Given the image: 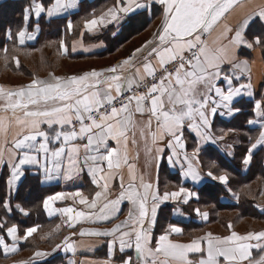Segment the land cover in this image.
Masks as SVG:
<instances>
[{
  "label": "snow or ice",
  "instance_id": "6c2138e0",
  "mask_svg": "<svg viewBox=\"0 0 264 264\" xmlns=\"http://www.w3.org/2000/svg\"><path fill=\"white\" fill-rule=\"evenodd\" d=\"M118 3L119 7L114 6L99 17L87 20L84 28L93 32L97 27L118 21L121 14L150 12L154 4H159L163 23L158 30V40L149 41L151 47L145 45L148 51L139 65L134 58L143 49H137L122 65L108 69V75L97 71L68 78L53 75L50 81L34 78L17 91L0 88V111L5 114L0 116V134L6 138L10 125L14 122L17 126L9 153V183L19 179L24 165L42 170L46 180L71 181L87 169L98 189L91 200L78 190L53 194L43 201L49 214L57 211L52 207L54 202L68 197L78 198L80 204L95 210L90 214L76 211L72 219L77 221L92 219V216L105 222L118 219L119 205L127 200L132 206L128 220L111 229L87 233L110 238L109 259L105 264H113L117 248L124 254L120 264H264V231L242 235L233 230L224 237L208 233L189 243H178L170 237L182 235V228L169 225L153 246L152 229L157 224L159 205L167 201L190 205L193 199H199L198 193L183 186L160 193L158 184L154 190L153 184L143 182L142 178L137 187L136 177L132 175L125 188L121 176V191L115 199L109 198L114 173L124 165L132 167L128 164L127 151L130 139L136 144L137 127L141 137H151L154 149H147L149 154L154 150L157 160L166 158L171 166L180 167L185 178L195 183L201 181L195 165L199 163L201 142H215L211 136V118L239 112L233 102L242 95V89H249L243 94L252 96L250 83L239 87L233 84L234 80H240V73L247 65V61L238 62L236 52L241 47L264 48V4L246 11L234 28H226L231 34L227 37L228 43L217 46L215 42L209 45L203 37L210 35L241 0H118ZM75 7L77 0H54L51 6H45L43 0H32L23 10L22 23L16 33L8 28L5 36L23 45L26 39L34 38L28 34V22L33 17L38 22L42 14L52 17ZM257 23L261 32L253 33L249 39L250 29ZM68 28L71 30V22ZM254 111L255 117L247 123L259 124L260 130L242 160L244 165L250 164L254 149L264 147V103L257 101ZM137 114L142 123L135 119ZM186 130L197 138L191 155L186 147ZM3 163L4 153L0 151V165ZM207 176L225 187L229 185L226 172L217 175L209 170ZM3 207L10 216L11 205L5 202ZM16 207L22 215L29 214L19 205ZM59 211L67 216L74 209L65 207ZM193 211L205 220L208 217V213L199 208ZM69 226L75 227V224ZM0 230H3L0 247L7 254L9 246L5 236L12 239L11 251L15 252V243L32 237L37 227L25 228L21 236L19 224L9 225L8 218H0ZM79 234L86 233L80 231ZM70 239L65 237L64 249L74 253ZM128 249L134 251L135 258L132 252H126ZM253 249L258 253L255 257ZM47 255L49 253L40 251L34 254L35 257Z\"/></svg>",
  "mask_w": 264,
  "mask_h": 264
},
{
  "label": "crops",
  "instance_id": "0c3cea01",
  "mask_svg": "<svg viewBox=\"0 0 264 264\" xmlns=\"http://www.w3.org/2000/svg\"><path fill=\"white\" fill-rule=\"evenodd\" d=\"M2 1L5 0H0V2ZM26 1H28L26 7L32 3V0ZM94 1L96 0H77V7L71 8L67 12L61 13L59 15H53L52 17H48L47 15L42 14L38 22L36 21L35 17H33L28 22V34L33 36L34 38L26 39L23 45H20L17 41L18 46H27L35 43L40 34L41 19H44L47 22L65 19L68 29L67 33L69 36H71L74 23L76 24V22L81 19V14L79 13L83 5H87V3H93ZM53 2L54 0H43L45 6H51ZM94 4L93 6L90 5L92 8L88 12L84 13V19L81 20L82 30L80 34L78 36H73L68 46L62 40L61 43H63L64 47L62 48L60 43V50L56 53V57L58 58H62V56L67 55V53H70V55H73L74 57L82 56L79 60H76V58H74V60H76V63H74V61L71 63L74 70L72 69L68 74L60 72L56 73L55 71H53L47 73L43 77H39L36 79L50 81L53 75L61 78H68L72 76H81L92 71L103 72L105 73V75H108V69L118 65H122L123 62L130 56H132V54L136 52L137 49H143V51L141 53H137L136 57L134 58L135 63L139 65L144 55H146L148 47H151L148 42L158 40V30L161 29L163 23L162 8L159 4H154L150 12L145 11L142 14L134 12L127 16L121 14V19H119L118 21H113L112 23H109L104 27H97L93 32H89L84 28V23L87 20L93 18V16L99 17L108 9L113 8L114 6L119 7L118 0H97ZM260 4H264V0H250V2L249 0H241L240 5L230 13L226 14V16L221 19L215 30L210 35L205 34L203 39L209 45H213V42H215L217 46L220 44H227V37L231 34L226 32V28H234L240 22L246 11ZM73 17H77L75 21L73 20ZM69 22H71L72 24L71 30H69L68 28ZM37 23L39 25L38 27ZM260 32L261 27L260 24L257 23L250 29L249 39H251L253 33L259 34ZM85 35L88 38H93V40L87 41L85 39ZM145 45H148V47H145ZM236 57L238 62L247 61V65L244 67L243 72L240 73V80H234L233 84L234 86L239 87L240 84L250 83V91L252 92V96L243 94L249 91V89H242V95L234 100L233 106L236 108L235 105L237 103L243 101L248 102L250 105H252L251 118H254L255 103L257 101H261L262 103H264V58L262 55V47L254 46L252 49L241 47L237 50ZM225 67H227V65ZM28 84L30 83H27L23 87L27 86ZM21 88L22 87H20L19 89ZM19 89H16L14 91H17ZM239 113L240 111L234 112L232 115H228L226 113L223 116L217 114L215 117L211 118V136L215 142H213L212 140H209L207 143L201 142L199 163L195 165L196 169L202 176V179L199 183L193 182L190 178H185L180 167L171 166L166 158L163 160H157L156 152L154 150L151 152V154H149L147 149H154V146L151 142V137L150 135L147 139L141 137L139 134L140 129L139 127H137L136 144H132L130 139L127 151L128 164L132 167L130 169L128 165H124L114 173L115 179L110 182L111 195L109 198L115 199L121 191V176L123 177L124 186L125 188H127L131 176L134 175L136 177L137 187H139L142 178L143 182L152 183L154 190L158 184L160 193L176 191L181 186L198 193V189L205 184H218L229 193V198L222 197L220 199V202H231V199H235L234 202H231V204H237L236 197H234L236 194L234 195L233 193V196H231V189L229 188V186L225 187L218 181L212 180L207 176V172L211 170L214 174H223L224 172L220 171L219 169L223 170L225 169L226 165H231V160L233 159L235 151L233 149V146L231 145V129L225 128L224 122L231 121V119ZM4 115L5 114L0 111V116ZM135 119L140 123L143 122L139 117V114L136 115ZM248 126L250 128L256 129L259 134V124H248ZM154 127L155 124L153 123V128ZM16 133L17 126L13 122L10 125L6 138L2 134H0V151L4 153L5 161V163L0 165V218H8L9 225L13 223L18 224L14 220L15 217H18L21 222H25V219L30 220L26 221V226L19 224L20 235L22 236L24 234V229L27 227H37V231L33 234L32 237L36 235L37 243L40 246L45 247L46 249H44L45 251L33 249L32 253H30L28 256L26 255L24 260L7 263L14 259L16 260L17 256H19V253L22 250V245L26 240L21 239L16 242L15 247L17 248V251L13 252L11 251L13 241L11 238L5 236V241L9 247L7 250V254L5 253V249L3 247H0V251L2 252L4 258L3 262L5 261V263L7 264H41L47 261H50V264H105V261L109 259L108 241L110 240V238L92 236L88 235L87 233L92 231H103L106 229H111L115 226V224H119L122 221L128 220V212L132 207L130 203L127 200H124L119 205L120 212L118 219L107 222L96 220L95 216H92V219L81 218L78 221L73 220L72 216H74L76 211H83L86 214H90L95 210H91L86 205L80 204L78 202V198H75L74 200V198L72 197L54 202L52 207L57 211L49 214L43 206V201L48 196L61 192L72 193L79 190L82 191L83 194L89 198V200H91L94 197L95 191H97L98 189L93 185L87 169H85L79 177L71 181H67L64 179L46 180L42 170L38 171L37 168L32 165H24L22 168L23 174L20 175L19 179L14 180L10 184L9 181L11 179V168L8 161L10 158L9 153L12 150V142L16 136ZM185 136L187 138V151L189 155H191L193 148L196 146L197 138L195 137V134L190 133L187 130L185 131ZM220 137H223V139H220ZM112 143L113 146H115L114 142ZM205 149H212L213 156L209 157L202 155ZM259 151L263 155L262 166L264 168V147H258L254 149L252 156L254 153ZM217 159H221L224 164H219ZM242 160L240 172L245 175L250 168L252 160L249 165H244L242 163ZM213 164H215V167H212ZM27 175H33L37 177L39 186L47 191L45 196L40 201L43 219L42 222L35 221L34 217L36 218L37 214H31V206L23 203L22 199L16 198L17 191ZM139 190L141 192L143 191L142 188H140ZM197 201L198 200L193 199L190 202V205L193 202ZM5 202L9 203L12 207V213L10 216L6 212V209L3 207V204ZM102 202L103 201H101V203ZM148 204L149 207H151L152 201L149 200ZM17 205L25 209L29 214L27 216L22 215L17 210ZM190 205H184L182 203L173 201L163 202L159 205L157 209V224L155 228L152 229L153 246L158 240V237L164 233L169 225H176L182 228V235L173 234L170 239H173L178 243H189L187 241L183 242L182 240H178V238H181L183 236V224H188L190 221H192V223H195L196 225H203L205 223H208L209 217H207V219L205 220L196 215L193 210L191 213L189 211ZM65 207H72L74 209V212L65 216L62 212L59 211L60 209ZM262 207L264 208V205ZM260 212L262 213L264 211L260 210ZM162 214L167 215V220L165 221V223L161 219ZM94 220L95 222H93ZM70 224H75V227H70ZM80 231H84L86 234L81 236L79 234ZM205 236L206 235H203L198 238ZM65 237L71 238L68 242L74 246V253L72 251H65ZM57 245H60L61 247L57 248ZM37 251L49 253V255L45 257H35L34 254ZM252 251L254 257L258 255L255 249H253ZM126 252H132L133 257L135 258V253L133 250L128 249L126 250ZM121 255L124 254L120 253L119 249L117 248L114 256L112 257L113 264H120ZM162 259L163 257H161V260Z\"/></svg>",
  "mask_w": 264,
  "mask_h": 264
},
{
  "label": "trees",
  "instance_id": "16d2710c",
  "mask_svg": "<svg viewBox=\"0 0 264 264\" xmlns=\"http://www.w3.org/2000/svg\"><path fill=\"white\" fill-rule=\"evenodd\" d=\"M97 1V0H96ZM87 3V5H83L80 10L81 19H79L76 24L74 23L73 31L71 36L68 35L67 26L65 19L63 20H53L47 22L44 19L40 21V34L36 39L35 43L27 45V46H18L16 40H8L5 36V31L8 28H11L13 33L15 34L18 28L22 23L23 10L26 7L28 1L26 0H5L0 2V56L7 60L6 66L13 74H21L26 78V82L31 80L34 77H39L35 72L39 67H33V70L28 69L27 65H25L22 61V58H25L29 63H33L34 65L39 64V58L42 57V64L44 65L45 71L43 72V76L46 75L50 71H55L56 66L51 64V60L48 58L46 51H50L51 54L57 53L60 50V43L62 40L68 46L70 40L73 36H78L82 30L81 20L84 19V13L88 12L93 6L94 3ZM95 5V4H94ZM78 14V13H77ZM77 17H73L75 21ZM95 38V37H94ZM85 39L87 41L93 40V38H88L85 35ZM7 49V51H5ZM43 55V56H41ZM262 55L264 58V48H262ZM44 57V58H43ZM80 57V58H78ZM74 57L67 53V55L60 57V59H64L68 61V64H71L73 61L76 63V60L81 59L82 56ZM76 58V60H74ZM78 58V59H77ZM33 59L38 60L35 64ZM18 61V63H17ZM63 68V67H61ZM57 70V69H56ZM25 82V81H24ZM22 82L21 84H26ZM236 108L240 109V113L237 114L234 118L229 122H224L225 128L231 129L232 133H236L234 136L236 138L235 143L233 145L234 156L231 160V165L225 166V169H219L222 172H226L229 175V188H234V194H237L238 188L247 185V183L252 182L255 179H260L264 181V168L262 166L263 163V155L262 153L256 152L252 156V162L248 172L243 175L240 172L241 160L247 153L250 144L254 142L257 137L258 131L256 129L250 128L248 126L247 121L252 117V105L248 102H239L236 105ZM251 138V139H250ZM212 149H205L202 155L212 157ZM219 164H224L221 159H217ZM262 187L257 188L255 195L260 194L262 192ZM46 190L39 186L38 178L33 175H27L20 185L16 198L22 199V202L28 206H31V214H37L35 219L36 222H42V213L40 201L45 196ZM226 191L218 184H205L198 189L199 199L197 202H193L191 205H206L212 204L217 210H226L224 206H227L220 202V197L225 195ZM238 201L236 205L230 206L231 210L237 211L238 216L242 218H249L250 220H261L264 221V213H257L252 208L253 199L245 198L241 193L238 195ZM28 203V204H27ZM14 217V215H13ZM214 218H218L215 216ZM162 221L165 223L167 220V215L162 214ZM18 224L26 226V221H30L25 219V222H21L18 217L14 219ZM225 222V221H224ZM226 223V222H225ZM227 224V223H226ZM183 229H198L200 226L195 223L183 224ZM160 229V228H159ZM257 231V230H256ZM2 234V231H0ZM31 244L22 245V249H30ZM3 255L0 251V261H3ZM52 261V260H51ZM46 264H50V261L45 262Z\"/></svg>",
  "mask_w": 264,
  "mask_h": 264
},
{
  "label": "rangeland",
  "instance_id": "374dc122",
  "mask_svg": "<svg viewBox=\"0 0 264 264\" xmlns=\"http://www.w3.org/2000/svg\"><path fill=\"white\" fill-rule=\"evenodd\" d=\"M47 55H49V59L51 60V64L56 66L55 72L56 73H65L68 74L73 68V65L68 64L67 60L60 59L56 57V53H52L50 51H46ZM43 56V55H41ZM44 58V57H43ZM58 58V60H57ZM22 61L25 65H27L28 69L33 70V67L37 66L39 67L35 72L38 74L39 77H43V72L45 71L44 65L42 62V57L39 58V64L34 65L33 63H29L25 58H22ZM34 63L36 64L38 60L33 59ZM59 61V62H58ZM7 60L0 56V88H3L6 91H14L16 89H19L20 87H23L27 83H31L32 79H36L39 77H34L31 80H28L26 82V78L21 74H13L10 72V70L6 66ZM33 66V67H31ZM63 67V68H61ZM77 67V66H76ZM83 67V66H82ZM78 68V67H77ZM43 70V72H42ZM53 72V71H50ZM49 73V72H48ZM45 76V75H44ZM26 82V84H21L22 82ZM24 82V83H25ZM237 135L236 133H232L231 131V145L233 146L235 143L236 138L234 136ZM237 141V140H236ZM231 146V147H232ZM213 170V169H212ZM262 187V191L264 192V181L260 179H255L252 182L247 183L246 187L242 186L238 188L237 192L238 195L241 193L245 198L253 199V206L252 208L257 213H260V210L264 211V208L262 207L264 205V193L259 192L260 194L255 195L257 188ZM234 188H231V196H233ZM226 191V190H225ZM233 191V192H232ZM235 195V194H234ZM238 195L236 194L234 197H236V203L238 201ZM222 197H228L229 193L226 191V194L221 196ZM219 199V200H220ZM231 202H234L235 199H231ZM231 202H223V204L227 205L224 206L226 210H217L214 208L212 204H206V205H190L189 211L192 213V210L195 208H199L203 212L208 213L209 221L206 224L198 225L200 228L198 229H188L183 230V236L181 238H178V240H182L190 242L194 238H198L203 235H207L208 233L213 234V236H220L224 237L230 234L231 231H236L237 233L244 234L251 231H263L264 230V221L261 220H250L249 218L245 219L240 216H238L237 211L231 210L230 206H233ZM236 205V204H235ZM264 213V212H262ZM217 216L218 218H214ZM192 217V216H191ZM193 218V217H192ZM227 223H225V222ZM189 223H192L190 221ZM229 225H231V229L229 228ZM39 241V240H38ZM24 244H31L30 249H22L19 253V256H17L16 260H12L7 263H13L16 261L24 260L26 255L28 256L30 253H32L33 249H38L40 251H45L46 249L43 246H40L37 243V236L31 237L25 241ZM23 244V245H24ZM3 255V254H2ZM5 261H0V264H7ZM41 264H46L41 263Z\"/></svg>",
  "mask_w": 264,
  "mask_h": 264
}]
</instances>
